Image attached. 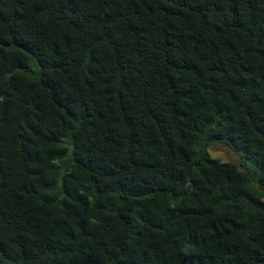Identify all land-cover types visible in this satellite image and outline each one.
<instances>
[{
	"label": "trees",
	"instance_id": "trees-1",
	"mask_svg": "<svg viewBox=\"0 0 264 264\" xmlns=\"http://www.w3.org/2000/svg\"><path fill=\"white\" fill-rule=\"evenodd\" d=\"M0 264H264V0H0Z\"/></svg>",
	"mask_w": 264,
	"mask_h": 264
},
{
	"label": "rangeland",
	"instance_id": "rangeland-1",
	"mask_svg": "<svg viewBox=\"0 0 264 264\" xmlns=\"http://www.w3.org/2000/svg\"><path fill=\"white\" fill-rule=\"evenodd\" d=\"M207 152L210 157L218 159L221 162H235L236 159L238 160L237 156L231 152V150L227 149L222 144H215L212 143L208 145Z\"/></svg>",
	"mask_w": 264,
	"mask_h": 264
}]
</instances>
